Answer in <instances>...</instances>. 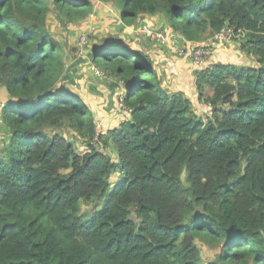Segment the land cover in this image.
<instances>
[{"label": "trees", "instance_id": "1", "mask_svg": "<svg viewBox=\"0 0 264 264\" xmlns=\"http://www.w3.org/2000/svg\"><path fill=\"white\" fill-rule=\"evenodd\" d=\"M92 1L0 0V264H203L197 241L221 264H264V0H97L125 23L160 17L189 44L229 28L256 61L200 66L202 115L149 55L106 39L88 53L125 89L129 118L105 133L60 82L65 48L48 24L86 18ZM93 200L103 207L83 221Z\"/></svg>", "mask_w": 264, "mask_h": 264}, {"label": "rangeland", "instance_id": "2", "mask_svg": "<svg viewBox=\"0 0 264 264\" xmlns=\"http://www.w3.org/2000/svg\"><path fill=\"white\" fill-rule=\"evenodd\" d=\"M92 2H94L93 7L86 18L69 21L56 12L48 19V24L53 38L65 48L66 71L60 82L72 89L84 99V103L92 107L95 112L99 133L118 128L123 121L129 118V112L123 111L118 107V91L123 93L125 89H121L122 91L114 90L115 84L113 82L102 80L101 77L96 76L97 66L91 62L88 53L94 43L97 45L103 43L106 39H117L139 52L147 44L149 46L156 44L165 46L170 50L171 55L174 56L172 61L167 64H165L166 61L164 63L160 62L161 68L167 72L166 83L169 86V91L176 88V91H184L182 93L189 96L194 95L195 98L199 99L195 75L202 68L195 66L194 61L188 56H181L179 53L182 49L187 50L188 48L191 49L211 42V37L205 35L200 42L187 44L179 35H175V32L169 30L167 22L160 17L143 16L135 24H129L121 20L120 11L116 5L98 2L97 0ZM50 5L55 10L53 0H50ZM159 32H164L168 36V42L152 39ZM242 37V34L241 36L235 35L232 40L217 45V49L212 56L213 62L255 66L256 61L240 50ZM149 57L152 61L156 59L155 52L151 51ZM82 59L86 60L83 64L80 63ZM84 68L87 69L85 70ZM87 78H91L96 84L90 80L87 81ZM198 99L197 101L195 100L197 109L200 114L205 115L210 109ZM61 133L68 137L80 152L85 151V144L75 132L69 129H61ZM5 134L6 130L2 124L0 125V145L4 142L3 137ZM120 177L121 175H117V173L112 176L111 187L115 186ZM103 202L104 200L82 202L81 214L83 221L87 220L95 209L100 210L103 207ZM197 244L201 249L203 264H221L218 260L220 255L219 248L205 246L200 241H197Z\"/></svg>", "mask_w": 264, "mask_h": 264}, {"label": "built area", "instance_id": "3", "mask_svg": "<svg viewBox=\"0 0 264 264\" xmlns=\"http://www.w3.org/2000/svg\"><path fill=\"white\" fill-rule=\"evenodd\" d=\"M233 31L229 28H224L218 35H216L215 38L212 39V41L209 43H205L200 45L199 47L194 48H188L182 49L179 53L181 56H188L192 61H194L195 66H202L206 64L208 59L214 54V48L217 47L220 43L227 42L233 39ZM154 40L162 41V42H168L169 38L164 32H159L156 35L152 37ZM217 49V48H216ZM98 75L103 76L102 73L96 71ZM118 107L122 110L127 109L124 105L123 100V93L120 92L118 94ZM3 105L0 107V112L2 110Z\"/></svg>", "mask_w": 264, "mask_h": 264}, {"label": "crops", "instance_id": "4", "mask_svg": "<svg viewBox=\"0 0 264 264\" xmlns=\"http://www.w3.org/2000/svg\"><path fill=\"white\" fill-rule=\"evenodd\" d=\"M166 25V24H165ZM168 27V26H167ZM188 44V43H187ZM94 46H96V43H94L93 44ZM97 45H99V44H97ZM151 45H153V44H151ZM145 47H142V51L141 52H143V53H145V54H147V55H149L150 56V54H151V51H154L155 52V56H156V59H153V62L157 65V69L159 68V70H158V72H160V74H161V76H162V86H163V88L166 90V91H168V92H177L176 90V88L175 89H171V91H169V89H168V85H167V79H166V75H167V72H166V70H163L162 68H161V63L160 62H165L166 61V63L165 64H167V63H169V62H171L172 61V59L174 58V56L173 55H171V53L169 52L170 50L169 49H167L165 46H161L160 44H156V45H153V46H149L148 44L147 45H144ZM155 46V47H154ZM219 48V47H218ZM91 51V50H90ZM149 51V52H148ZM173 52V51H172ZM91 60V59H90ZM81 62V64H83L84 62H86V60H80ZM212 64H215V62H213V59L211 58V60L210 61H208V63L206 64V66L208 67V66H210V65H212ZM162 66H164V65H162ZM162 69V71H161V69ZM206 68V67H205ZM85 69V68H84ZM86 70V69H85ZM91 81V82H93V80L91 79V78H87V81ZM108 81H111V82H113L114 84H116L117 82H118V79H116V78H112V80H108ZM93 83H95V82H93ZM96 84V83H95ZM99 84H101V83H99ZM121 90L122 89V87H114V90ZM122 91V90H121ZM181 92H184V91H181ZM1 93V95H0V104H2V103H4V102H6V100L9 98L7 95H5L4 93H2V92H0ZM118 93L120 94V91H118ZM185 94V93H184ZM186 95V94H185ZM189 99H191L192 101H193V104H194V106L196 107V108H198L197 106H196V103H195V100L197 101V99L198 98H195L194 97V95H192V96H189V95H186ZM198 101H199V99H198ZM199 103V102H198ZM199 105H201V104H199ZM203 105H205V104H203ZM90 106V105H89ZM206 106V105H205ZM91 107V106H90ZM207 107V106H206ZM92 108V107H91ZM207 108H209V107H207ZM210 109V108H209ZM1 123V122H0ZM117 175H119V174H117Z\"/></svg>", "mask_w": 264, "mask_h": 264}]
</instances>
